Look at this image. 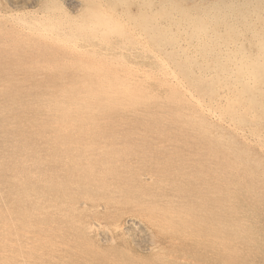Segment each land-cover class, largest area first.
Returning a JSON list of instances; mask_svg holds the SVG:
<instances>
[{"label":"rangeland","instance_id":"1","mask_svg":"<svg viewBox=\"0 0 264 264\" xmlns=\"http://www.w3.org/2000/svg\"><path fill=\"white\" fill-rule=\"evenodd\" d=\"M72 1L76 3V8H74L75 12L74 10H71V8H69V6L67 4H64L65 2H62L61 0H44V1L40 0V4L38 5L37 8H33V7L26 8L22 6L21 9L23 8L24 9L22 11L20 10L19 14L17 15L14 14L13 15L14 17L12 16L11 18H9V16L3 17L2 15H0L2 17V18L0 17V126L3 127V128L0 127V172H2L0 173V182H1L0 198L4 196L3 197L4 200L2 201H8L12 195L19 196L18 198L20 203L18 204V208L20 210L24 208V206L25 207L29 206L28 208H30V210L32 211L31 213L33 214L31 215V213L29 212L31 217H33L34 215L37 216L38 213L41 216L42 215L45 216V217L34 216L33 218L35 219L38 218V220H40V221L37 220L38 222L42 223V221L43 222L55 221L57 224H60L62 228H65L67 230L68 232L67 235H69L71 245H73L74 248L81 247L83 250L84 247L81 246L77 240H73L71 237H74L75 234H79V236L83 234L82 231L81 232H75V231H77V229H80V225L83 224L85 220L89 219V215L90 217L96 216L100 218L102 224L104 223L102 225L103 229L105 228L106 231L112 232L111 234L114 235V241L111 243L103 242L102 238H104L103 237L104 232L101 233L100 230L99 235L94 233L90 235V236L93 235L89 241L90 244L89 247L92 248L88 250L92 252H96V251L102 252L106 255L112 256L116 260L115 264H186L187 262L188 264H227V263L228 264H264V148L258 146V144L255 142V140H253L251 136L249 142L247 139L243 140V138L240 137L238 134H236L229 126V124H234V123L236 124L237 122H242L245 120L247 121L253 119L254 121H257L258 119L254 118L257 117V115L253 116V114L251 113L252 111L250 107L252 105L249 103L248 105H246V102L243 101V99L241 98L242 96H240V94L238 93L239 92L238 88L235 85H233V83L230 86V90L231 89L232 90L229 91L228 93H223L219 89H216V91H214L215 86H213V84L209 82V80H207V82L205 83H198V84L192 82L193 84L191 83L192 84L191 86L194 87L196 85L193 88V90L196 91V95L198 96L200 95L199 98L201 97L200 99H203L202 102L205 103L208 107H211L216 113H218L219 116H221L220 117L221 119L220 118L218 119L216 118L214 120L210 118L203 119V116L202 118H200L199 117L200 110L196 107L197 104L191 99L186 98V95L182 93L183 91H181V89L176 88L174 86H167V87L164 86L163 89L167 88L165 89V91L163 89H160V86H155V88L151 87L149 89L142 87L140 89H137V91H135L132 95L129 94V96L126 97H123V95L120 92L115 90L117 93H115L112 97H107L103 90L106 91V87L112 85L113 81H115V77H111V73H110V69L115 67L110 65V57L112 55L115 57L117 55L118 58L124 57L122 60L125 59L126 61L128 57V60H130V62L132 63L133 62L136 63V65H139L140 60H143L144 62L147 63L148 61L152 62L153 60L152 56L150 55L151 52H149L150 49L141 43L140 40L141 38L136 36L135 33H133L130 30L128 24L130 23L138 26V28L140 29L139 31L143 33V35L145 36H149L152 39L154 38V36L150 34L151 31L149 30L148 27L145 26V22L141 21V17L139 15L140 12L138 10V0H129V1L117 0V2L116 0H112V2L110 0L108 1L102 0L103 2L105 1V6H103L100 3V0H72ZM230 1L231 0L226 1V3ZM10 2L11 0H0V10L6 11L8 9H12ZM224 4L220 5V7H222L221 10L223 12L230 11L231 9L228 5L231 4L228 5L226 4L224 5ZM106 5H108V8ZM39 6L42 8L40 9ZM109 8L110 9L113 8V11L114 10L115 11L113 12L112 10H109ZM36 9L44 11L46 14L49 15L45 16V15L37 14ZM127 10H129L128 13ZM115 12L117 13V15ZM101 13L102 15H100ZM18 16L20 18H17ZM70 19L73 20L71 21ZM123 19H125V21ZM15 24H17L16 25L17 27L15 26ZM120 28L123 30V32ZM28 30H30L31 32ZM53 31L55 34L53 33ZM43 32H45L46 35ZM60 32H62V34ZM93 32H95L96 34H94ZM84 34L85 36L89 35L90 38L87 36L89 41L87 37L83 36ZM128 34L131 36H129ZM62 35H64V37ZM83 38L85 39L83 40ZM129 38L130 39L132 38L133 40L132 39L130 40ZM49 39H51L52 41ZM78 40H82V41H78ZM112 40H114L113 42L115 44L112 42ZM127 40H129L130 42ZM86 41L88 42V44H86L87 43ZM120 42L123 43L121 44ZM92 43L93 45L95 44L94 46L96 47H94ZM130 43H132V45ZM54 45L56 46V48ZM81 45L83 48L81 47ZM90 45H92V47ZM110 53L111 55L109 56L108 54ZM144 57H148V59ZM81 60H83V62ZM84 60L86 61L84 62ZM70 64L72 65V67H70L71 66ZM67 67L71 70H69ZM81 68H84L85 71L84 69ZM59 71L60 73H58ZM76 71L77 72L81 71L82 73L81 72L77 73ZM243 77L245 79L248 78L250 81L253 80V76L251 74L244 75ZM45 83L46 84L49 83V85H46ZM205 84L207 85V87L209 84L208 87L209 89L207 87L205 88L206 86ZM77 92L80 93L82 92L80 97L75 96ZM215 92H217V94L221 93L218 95L219 97L217 96V94H215ZM210 93L212 94L210 95ZM180 94H182L183 96ZM226 94L228 95L226 96ZM178 95L180 97H178ZM221 97L224 98H222L221 100ZM240 99L242 101H240ZM8 100L10 103L8 102ZM177 103L178 105H180V108L178 107V105H176ZM144 104L147 106H145ZM192 105L193 107H191ZM163 108L166 109L164 110ZM177 108H179V110L181 111H179ZM185 109L189 113L185 111ZM175 112L177 116L175 115ZM119 113L121 114L124 113V114L121 115ZM135 114L137 115L140 114L141 116L138 115L139 116L138 118V116ZM159 115L161 116L159 117ZM235 116L237 119L235 118ZM174 117L177 119V121ZM242 117L243 119H241ZM199 118L202 119V121H200ZM222 118H224V120ZM184 121L186 122L184 123ZM227 121L229 123H227ZM136 122L139 124H137ZM96 123H98L102 127ZM175 123H177V125ZM260 123L264 125V120ZM117 124H119L120 126ZM189 124L191 126H189ZM59 125H61L60 128L57 127ZM263 125H261V127L264 128ZM64 126L66 127V129L64 128ZM188 127L190 130H188ZM193 131L195 133H193ZM40 132H42V134ZM196 133L198 135H196ZM108 136H110V138ZM216 138L218 139L216 140ZM246 140L248 144L246 143ZM31 143L34 144L35 146L32 145ZM48 143L50 144L47 145ZM61 143H65V145ZM87 144L89 146L91 145L92 147L91 146L89 147ZM93 144L95 145V147H97V149L94 147L96 150H93L94 149ZM40 148L42 149L46 148L47 150L46 149L40 150ZM219 148L221 150H219ZM25 149L27 150V152ZM100 150L103 153L100 154L99 152ZM256 150L260 152H257ZM95 152H97V154ZM88 153L89 155L92 154L94 156L92 155L89 156L87 155ZM27 155L28 158H26ZM62 155L64 156V158ZM78 155L81 158L80 157L78 158ZM91 156L92 158H94L95 156L97 157H95L96 159L95 158L92 159L90 158ZM106 156L109 158H107ZM49 160H51L50 161L51 163L49 162ZM116 160H118V162ZM38 161L40 163L42 162L43 164L42 163L40 164ZM9 164H11V166ZM52 165L54 167H52ZM66 166L68 167L69 170L74 168L75 173L72 174V172H74L73 169L71 170L72 172L71 171L68 172L69 170L66 171L67 170ZM35 168L38 170L40 169V171H37ZM30 169L33 171H30ZM92 169H95V171ZM21 170L23 172H21ZM53 170L56 171L54 172ZM243 172L246 174H244ZM60 174L63 175L61 176ZM53 176H55V178ZM91 178H93V180ZM64 179L66 180L67 183L65 182ZM38 180L41 181L39 182ZM76 180L77 181L80 180V182L76 183ZM95 181H97L96 184ZM102 181L105 183L107 187L105 185L103 186L104 183H102ZM111 181L113 184L111 183ZM126 181H127V185H126ZM146 183L148 184V186ZM111 185L113 186L114 190L112 189ZM122 185L123 187H121ZM140 188L144 190H141ZM168 190L169 192H167ZM20 192H22L23 195ZM37 193H39V195ZM113 194L114 195L116 194L115 196L117 199L114 198L115 196ZM121 194H123V196ZM41 195H43V197ZM131 197L133 198V201L131 200L132 199ZM162 199H164V201ZM80 201L85 202V204H82L83 202L81 203ZM42 202L43 203L46 202L44 203V205H48V204L53 205L49 209L51 213L48 212L45 214L44 212H41L40 203ZM33 203H35V205ZM210 203H212V205ZM25 204H27L28 206ZM150 204H152V206ZM90 206H92V208ZM152 207L155 208L156 210L155 209L152 210L153 209ZM157 207L160 210H158ZM168 207L169 209L167 210ZM53 210L54 211L56 210V212H54ZM141 210L142 213L140 212ZM63 212L66 215H64ZM79 213L81 214L79 215ZM129 213L132 214L134 217L139 218L138 221L140 222L141 225V226L139 225L140 226L139 228H135L133 226L130 227V225L124 224L125 222L124 218ZM61 214L64 215V217ZM58 217L61 220H59ZM189 223L192 225H190ZM85 225L86 224H84V226ZM126 225L127 227L123 228ZM206 225L208 226V228ZM141 229L142 231L143 230L144 231L142 232ZM202 230L204 233L201 232ZM186 231L189 234H196L198 235V237L192 240L190 239V237L188 236L189 234ZM206 231H208V233ZM200 233H202V235ZM203 237L208 238L209 240L205 241ZM240 242L242 244H240ZM229 245L232 247H230ZM154 246H158V247L152 250L151 248ZM248 247L251 248V251ZM155 252H159V253H155ZM226 254L229 257L226 256ZM176 255L177 257H175ZM178 260L179 262H177Z\"/></svg>","mask_w":264,"mask_h":264},{"label":"bare ground","instance_id":"2","mask_svg":"<svg viewBox=\"0 0 264 264\" xmlns=\"http://www.w3.org/2000/svg\"><path fill=\"white\" fill-rule=\"evenodd\" d=\"M44 1V0H43ZM67 4L71 10L76 8V3L72 0H61ZM108 1V0H107ZM112 2V0H110ZM129 1V0H128ZM229 0H138V10L140 12L141 21L145 22V26L149 28L151 31L150 34L154 36V38H150L149 36L143 35L138 28V26L133 24H128L130 30L135 33L136 36L141 38V43L147 46L151 52L152 62L148 61L144 62L140 60L139 65L136 63L130 62L127 57V61L123 58H118L117 55L110 57V65L115 66L110 69L111 77H115V81H113L112 85L106 87V91H104L107 97H112L116 91L120 92L123 97L129 96V94H133L137 89L140 88H151L155 86H160V89H163L164 86H174L176 88L181 89L186 95V98L191 99L197 105L196 107L200 110L199 117L203 119L210 118L212 120L218 119V113H216L211 107H208L205 103L202 102L203 99H200L198 95H196V91L193 88L196 86H191L194 83H205L207 80L215 86V90L219 89L223 93H228L230 90V86L233 83L238 88V93L246 105L251 104V113L257 115L254 117L258 119L257 121L245 120L242 122H237L236 124H229L231 129L238 134L240 137L247 139L248 142L251 139L250 136L255 140L258 146L264 148V128L261 127L260 122L264 120V0H231L233 2H228ZM9 2V1H8ZM7 2V3H8ZM78 2V1H76ZM117 2V0H116ZM126 2V1H125ZM223 2V3H222ZM6 3V2H5ZM44 3V2H42ZM100 3L105 6V1L100 0ZM231 4L228 5L230 7V11L223 12L221 10L222 7L220 5L223 4ZM9 4V3H8ZM12 9H8L6 11L0 10V15L3 17L9 16L11 18L14 14H19L20 10L22 11L23 7H33L37 8L40 4V0H11L10 2ZM74 4V5H73ZM122 4V3H121ZM131 4V3H130ZM224 4V5H225ZM7 5V4H6ZM92 5V4H91ZM110 5V4H108ZM108 5L107 8H108ZM118 5V3H117ZM10 6V5H8ZM67 6V7H68ZM93 6V5H92ZM112 6V5H111ZM120 6V5H119ZM40 7V6H39ZM79 7V6H78ZM123 7V5H122ZM241 7V8H239ZM42 7H40L41 9ZM52 8V7H51ZM68 8V9H69ZM95 8V6H94ZM114 8V7H113ZM113 8L109 10L113 11ZM116 8V6H115ZM2 9V8H1ZM54 9V8H53ZM128 9V8H127ZM228 9V8H227ZM26 10V9H25ZM28 10V9H27ZM33 10V9H32ZM117 10V9H116ZM130 10V9H129ZM127 10V13L129 12ZM134 10V9H133ZM36 9L37 14L48 16L44 11ZM86 11V10H85ZM115 11V10H114ZM113 11V12H114ZM28 12V11H26ZM40 12V13H39ZM49 12V11H48ZM51 12V11H50ZM59 12V11H58ZM75 12V10H74ZM103 12V11H102ZM117 12V11H116ZM115 12V13H116ZM125 12V11H124ZM131 12V11H130ZM230 12V13H228ZM44 13V14H42ZM95 13V12H94ZM31 14V13H30ZM61 14V13H60ZM72 14V13H70ZM81 14V13H80ZM91 14V13H90ZM89 14V15H90ZM24 15V13H23ZM27 15V14H25ZM32 15V14H31ZM39 15V16H40ZM51 15V14H50ZM64 15V14H63ZM77 15V14H76ZM92 15V14H91ZM102 15V13L100 14ZM106 15V14H105ZM104 15V16H105ZM117 15V13H116ZM123 15V14H122ZM130 15V14H129ZM53 16V15H52ZM68 16V15H66ZM73 16V15H72ZM109 16V15H108ZM127 16V15H126ZM1 17V16H0ZM14 17V16H13ZM33 17V16H32ZM41 17V16H40ZM44 17V16H43ZM56 17V16H55ZM61 17V16H60ZM79 17V16H78ZM83 17V16H82ZM88 17V15H87ZM116 17V16H115ZM118 17V16H117ZM132 17V16H131ZM134 17V15H133ZM132 17V18H133ZM2 18V17H1ZM17 18H20L19 16ZM37 18V17H36ZM71 18V17H70ZM106 18V17H104ZM123 18V17H122ZM120 18V19H122ZM6 19V18H5ZM16 19V18H15ZM22 19V17H21ZM29 19V18H27ZM38 19V18H37ZM58 19V18H57ZM64 19V18H63ZM93 19V18H92ZM119 19V18H118ZM2 20V19H1ZM12 20V19H11ZM41 20V19H40ZM59 20V19H58ZM56 20V21H58ZM71 20V19H70ZM73 20V19H72ZM71 20V21H72ZM77 20V19H76ZM91 20V19H90ZM95 20V19H94ZM99 20V19H98ZM125 21V19H123ZM64 21V20H61ZM92 21V20H91ZM2 22V21H1ZM9 22V21H8ZM31 22V20H30ZM29 22V23H30ZM35 22V21H34ZM70 22V21H69ZM105 22V21H104ZM11 23V22H10ZM9 23V24H10ZM33 23V22H32ZM31 23V24H32ZM52 23V22H51ZM101 23V22H100ZM125 23V22H124ZM133 23V22H132ZM7 24V23H6ZM50 24V23H49ZM53 24V23H52ZM68 24V23H67ZM71 24V23H70ZM75 24V23H74ZM80 24V23H79ZM126 24V23H125ZM8 25V24H7ZM11 25V24H10ZM17 24H15L16 26ZM29 25V24H28ZM35 25V24H33ZM32 25V26H33ZM48 25V24H47ZM58 25V24H57ZM62 25V24H61ZM85 25V24H84ZM118 25V23H117ZM6 26V25H5ZM9 26V25H8ZM14 26V27H15ZM38 26V25H37ZM60 26V25H59ZM63 26V25H62ZM61 26V27H62ZM75 26V25H74ZM107 26V25H106ZM17 27V26H16ZM104 27V26H103ZM120 27V26H119ZM118 27V28H119ZM122 27V26H121ZM145 27V29H146ZM6 28V27H5ZM9 28V27H8ZM12 28V27H11ZM19 28V27H18ZM27 28V27H26ZM63 28V27H62ZM72 28V27H71ZM99 28V27H98ZM108 28V27H107ZM117 28V26H116ZM21 29V28H20ZM24 29V28H23ZM28 29V28H27ZM70 29V28H69ZM67 29V30H69ZM86 29V28H85ZM96 29V28H95ZM94 29V30H95ZM121 29V28H120ZM11 30V29H10ZM13 30V29H12ZM33 30V29H32ZM66 30V31H67ZM122 30V29H121ZM125 30V29H124ZM14 31V30H13ZM30 31V30H28ZM40 31V30H39ZM97 31V30H96ZM126 31V30H125ZM24 32V31H23ZM31 32V31H30ZM35 32V31H34ZM38 32V31H37ZM72 32V30H71ZM79 32V31H78ZM91 32V31H90ZM113 32V30H112ZM123 32V30H122ZM121 32V33H122ZM13 33V32H12ZM18 33V32H17ZM22 33V32H21ZM29 33V32H28ZM45 34V32H43ZM47 33V32H46ZM54 33V31H53ZM62 34V32H60ZM59 33V34H60ZM75 33V32H73ZM77 33V30H76ZM96 34L95 32H93ZM100 33V32H99ZM111 33V32H110ZM120 33V32H119ZM129 33V32H128ZM5 34V33H4ZM40 34V33H39ZM55 34V33H54ZM71 34V33H70ZM92 34V35H94ZM15 35V34H14ZM19 35V34H18ZM33 35V34H32ZM36 35V34H35ZM42 35V34H41ZM46 35V34H45ZM68 35V34H67ZM72 35V34H71ZM70 35V36H71ZM80 35V34H79ZM91 35V36H92ZM124 35V34H123ZM129 35V34H128ZM134 35V36H135ZM5 36V35H4ZM10 36V35H9ZM27 36V35H26ZM43 36V35H42ZM51 36V35H50ZM64 37V35H62ZM84 37H89V35ZM111 36V35H110ZM120 36V35H119ZM131 36V35H129ZM128 36V37H129ZM29 37V36H28ZM33 37V36H32ZM40 37V36H39ZM60 37V36H58ZM74 37V36H73ZM78 37V35H77ZM76 37V38H77ZM87 37V39H88ZM101 37V36H99ZM126 37V36H125ZM46 38V37H45ZM52 38V37H51ZM71 38V37H70ZM90 38V37H89ZM96 38V37H95ZM104 38V37H103ZM114 38V37H113ZM122 38V37H121ZM12 39V38H11ZM59 39V38H58ZM62 39V38H61ZM60 39V40H61ZM64 39V38H63ZM66 39V37H65ZM85 38H83L84 40ZM92 39V38H91ZM94 39V38H93ZM107 39V38H106ZM130 39V38H129ZM132 39V38H131ZM130 39V40H131ZM40 40V39H38ZM51 40V39H49ZM54 40V39H53ZM95 40V39H94ZM101 40V39H100ZM111 40V38H110ZM115 40V39H114ZM112 40V42L114 41ZM133 40V39H132ZM37 41V40H36ZM52 41V40H51ZM67 41V40H66ZM74 41V39H73ZM72 41V42H73ZM82 41V40H78ZM89 41V39H88ZM108 41V40H107ZM129 41V40H127ZM70 42V41H69ZM77 42V41H76ZM87 42V41H86ZM85 42V43H86ZM130 42V41H129ZM134 42V41H133ZM67 43V42H66ZM90 43V42H89ZM101 43V42H100ZM114 43V42H113ZM121 43V42H120ZM119 43V44H120ZM123 43V42H122ZM121 43V44H122ZM64 44V43H63ZM62 44V45H63ZM72 44V43H71ZM88 44V42L86 43ZM98 44V43H97ZM105 44V43H104ZM115 44V43H114ZM120 44V45H121ZM128 44V43H127ZM132 45V43H130ZM135 44V43H134ZM140 44V43H139ZM52 45V44H51ZM76 45V44H75ZM79 45V44H78ZM93 45V43H92ZM92 45H90L92 47ZM95 45V44H94ZM93 45V46H94ZM100 45V44H99ZM111 45V44H110ZM118 45V44H117ZM55 46V45H54ZM61 46V45H59ZM107 46V45H106ZM138 46V45H137ZM82 47V45H81ZM96 47V46H94ZM108 47V46H107ZM113 47V46H112ZM56 48V46H55ZM58 48V47H57ZM78 48V47H77ZM80 48V47H79ZM83 48V47H82ZM98 48V47H97ZM100 48V47H99ZM103 48V47H102ZM137 48V47H136ZM142 48V47H141ZM39 49V48H38ZM66 49V48H65ZM107 49V48H106ZM105 49V50H106ZM110 49V48H109ZM117 49V48H116ZM130 49V48H129ZM135 49V48H134ZM64 50V49H63ZM72 50V49H71ZM75 50V49H74ZM90 50V49H87ZM93 50V49H91ZM104 50V49H103ZM113 50V49H112ZM139 50V49H138ZM86 51V49H85ZM119 51V50H118ZM125 51V50H124ZM132 51V50H131ZM61 52V51H60ZM66 52V51H65ZM69 52V51H68ZM108 52V51H106ZM123 52V51H121ZM129 52V51H128ZM135 52V51H134ZM147 52V50H146ZM32 53V52H31ZM56 53V52H55ZM70 53V52H69ZM86 53V52H85ZM132 53V52H130ZM140 53V52H139ZM101 54V53H100ZM113 54V53H112ZM119 54V53H118ZM138 54V53H137ZM147 54V53H146ZM38 55V54H37ZM66 55V54H65ZM72 55V54H71ZM86 55V54H84ZM97 55V54H96ZM109 56L111 55L108 54ZM107 55V56H108ZM130 55V54H129ZM139 55V54H138ZM58 56V55H57ZM62 56V55H61ZM103 56V55H102ZM106 56V55H105ZM127 56V55H125ZM134 56V55H133ZM141 56V55H140ZM148 56V55H146ZM73 57V56H72ZM98 57V56H97ZM136 57V56H135ZM134 57V58H135ZM139 57V56H138ZM137 57V58H138ZM142 57V56H141ZM49 58V57H48ZM64 58V57H63ZM80 58V56H79ZM147 58L148 57H144ZM61 59V58H60ZM65 59V58H64ZM74 59V58H73ZM105 59V57H104ZM65 61V60H64ZM72 61V60H71ZM78 61V60H77ZM83 62V60H81ZM86 60H84L85 62ZM135 61V60H134ZM76 62V61H75ZM103 62V61H101ZM38 63V62H37ZM81 63V62H80ZM98 63V62H97ZM39 64V63H38ZM53 64V63H52ZM51 64V65H52ZM50 65V64H49ZM62 65V64H61ZM71 65V64H70ZM98 66V65H95ZM108 66V65H107ZM30 67V66H29ZM53 67V66H51ZM57 67V66H56ZM61 67V66H60ZM72 67V65L70 66ZM76 67V66H75ZM40 68V67H39ZM42 68V67H41ZM50 68V67H48ZM55 68V67H54ZM53 68V69H54ZM68 68V67H67ZM69 69V68H68ZM77 69V68H76ZM79 69V68H78ZM84 69V68H81ZM39 70V69H38ZM44 70V69H43ZM62 70V69H61ZM71 70V69H69ZM50 71V70H48ZM63 71V70H62ZM68 71V70H67ZM73 71V69H72ZM79 71V70H77ZM76 71V72H77ZM85 71V69H84ZM83 71V72H84ZM45 72V71H44ZM66 72V71H65ZM81 72V71H80ZM77 72V73H80ZM89 72V70H88ZM96 72V71H95ZM53 73V72H52ZM60 73V71L58 72ZM71 73V72H70ZM82 73V72H81ZM44 74V73H43ZM75 74V73H74ZM84 74V73H83ZM106 74V73H105ZM251 74L253 76V80L250 81L248 78L245 79L243 76ZM48 75V74H47ZM60 75V74H59ZM65 75V74H64ZM63 75V76H64ZM72 76V75H71ZM80 76V75H79ZM249 76V75H248ZM50 77V76H49ZM74 77V75H73ZM52 78V77H51ZM70 78V77H69ZM68 78V79H69ZM104 78V77H103ZM108 78V77H107ZM50 79V78H49ZM105 79V78H104ZM66 80V79H65ZM45 81V80H44ZM55 81V80H54ZM85 81V80H83ZM191 81V82H190ZM70 82V81H69ZM80 82V81H79ZM190 82V85H189ZM47 83V82H46ZM45 83V84H46ZM52 83V82H51ZM192 83V84H191ZM44 84V83H43ZM42 84V85H43ZM39 85V84H38ZM46 85H49L46 84ZM206 85V84H205ZM40 86V85H39ZM52 86V85H51ZM64 86V85H63ZM207 85L205 86V88ZM209 87V84H208ZM207 87V88H208ZM235 87V88H236ZM46 88V87H45ZM222 88V89H220ZM167 89V88H165ZM165 89H163L165 91ZM172 89V88H171ZM209 89V88H208ZM35 90V89H34ZM116 90V91H115ZM175 90V89H174ZM34 92V91H33ZM218 92V91H217ZM215 92V94H217ZM25 93V92H24ZM30 93V92H29ZM82 93V92H81ZM80 92L76 93V97L81 96ZM150 93V92H149ZM180 93V92H177ZM222 93V94H223ZM23 94V93H22ZM21 94V95H22ZM36 94V93H35ZM79 94V95H78ZM212 93H210L211 95ZM221 94L218 93L217 96ZM16 95V94H15ZM34 95V94H31ZM43 95V94H42ZM182 95V94H180ZM209 95V94H208ZM214 95V94H213ZM228 94H226L227 96ZM24 96V95H23ZM83 96V95H82ZM104 96V97H106ZM183 96V95H182ZM222 96V95H221ZM232 96V95H231ZM238 96V94H237ZM239 96V97H240ZM22 97V96H21ZM20 97V98H21ZM32 97V96H31ZM178 97H180L178 95ZM205 97V96H204ZM219 97V96H218ZM225 97V96H224ZM221 97V100L222 98ZM233 97V96H232ZM23 98V97H22ZM28 98V96H27ZM210 98V97H209ZM229 98V97H228ZM10 99V98H9ZM90 99V98H89ZM214 99V98H213ZM20 100V99H19ZM28 100V99H27ZM35 100V99H34ZM151 100V99H150ZM162 100V99H161ZM173 100V99H171ZM211 100V99H210ZM226 100V99H225ZM33 101V100H32ZM183 101V100H182ZM187 101V100H186ZM229 101V100H228ZM239 101V100H238ZM240 101H242L240 99ZM9 102V100H8ZM53 102V101H52ZM154 102V101H153ZM157 102V101H155ZM177 102V101H176ZM185 102V100H184ZM10 103V102H9ZM37 103V102H36ZM163 103V101H162ZM161 103V104H162ZM174 103V101H173ZM189 103V102H188ZM243 103V102H242ZM6 104V103H4ZM139 104V103H138ZM153 104V103H152ZM156 104V103H155ZM170 104V103H169ZM217 104V103H216ZM228 104V103H227ZM12 105V104H11ZM142 105V104H141ZM145 105V104H144ZM165 105V103H164ZM172 105V104H171ZM175 105V104H174ZM178 105V103L176 104ZM182 105V104H181ZM224 105V104H223ZM231 105V104H230ZM147 106V105H145ZM186 106V105H185ZM184 106V107H185ZM239 106V104H238ZM244 106V105H243ZM6 107V106H5ZM161 107V106H160ZM169 107V106H168ZM177 107V106H176ZM180 108V105H178ZM189 107V106H188ZM193 107V105L191 106ZM195 107V106H194ZM138 108V107H137ZM148 108V107H147ZM145 108V109H147ZM153 108V107H152ZM159 108V107H158ZM179 108H177L179 110ZM241 108V107H240ZM239 108V109H240ZM105 109V108H104ZM136 109V108H135ZM141 109V107H140ZM143 109V108H142ZM150 109V108H149ZM148 109V110H149ZM164 109V108H163ZM162 109V110H163ZM166 109V108H165ZM164 109V110H165ZM168 109V108H167ZM174 109V106H173ZM184 109V108H183ZM188 109V108H187ZM194 109V108H193ZM217 109V108H216ZM247 109V106H246ZM249 109V108H248ZM14 110V109H13ZM117 110V109H116ZM151 110V109H150ZM177 110V111H178ZM224 110V109H223ZM236 110V109H235ZM118 111V110H117ZM125 111V110H124ZM134 111V110H133ZM172 111V109H171ZM181 111V110H179ZM184 111V110H183ZM182 111V112H183ZM185 111H187L185 109ZM240 111V110H239ZM249 111V110H248ZM129 112V111H128ZM137 112V111H135ZM158 112V111H157ZM174 112V111H173ZM188 112V111H187ZM195 112V111H193ZM228 112V111H227ZM233 112V111H231ZM244 112V111H243ZM132 113V112H131ZM144 113V112H143ZM148 113V112H147ZM166 113V112H165ZM181 113V112H180ZM189 113V112H188ZM105 114V113H104ZM118 114V112H117ZM121 114V113H119ZM124 114V113H123ZM121 114V115H123ZM128 114V113H127ZM154 114V112H153ZM158 114V113H157ZM156 114V115H157ZM160 114V112H159ZM162 114V113H161ZM167 114V113H166ZM170 114V113H169ZM184 114V113H183ZM218 114V115H217ZM225 114V113H223ZM248 114V113H247ZM251 114V115H252ZM3 115V114H2ZM5 115V114H4ZM112 115V114H111ZM137 115V114H135ZM140 115V114H138ZM137 115V116H138ZM142 115V113H141ZM140 115V116H141ZM174 115V114H173ZM176 115V112H175ZM174 115V116H175ZM186 115V114H185ZM192 115V114H191ZM229 115V114H228ZM243 115V114H242ZM24 116V115H23ZM43 116V115H42ZM109 116V115H107ZM116 116V115H114ZM145 116V115H144ZM161 115H159L160 117ZM170 116V115H169ZM168 116V117H169ZM177 116V115H176ZM182 116V115H181ZM224 116V115H223ZM227 116V115H226ZM247 116V115H245ZM104 117V116H103ZM111 117V116H110ZM123 117V116H122ZM149 117V116H148ZM152 117V116H151ZM102 118V117H101ZM125 118V117H124ZM134 118V117H133ZM132 118V119H133ZM139 118V116H138ZM146 118V117H145ZM158 118V116H157ZM163 118V117H162ZM172 118V117H171ZM175 118V117H174ZM178 118V117H177ZM180 118V117H179ZM186 118V116H185ZM199 118V119H200ZM230 118V117H229ZM234 118V117H233ZM236 118V116H235ZM3 119V118H2ZM32 119V118H31ZM97 119V118H96ZM122 119V118H121ZM137 119V118H136ZM156 119V117H155ZM176 119V118H175ZM181 119V118H180ZM194 119V118H193ZM197 119V118H196ZM221 119V118H220ZM224 120V118H222ZM228 119V118H227ZM237 119V118H236ZM243 119V117L241 118ZM15 120V118H14ZM145 120V119H144ZM143 120V121H144ZM169 120V119H167ZM179 120V119H178ZM189 120V119H188ZM211 120V121H212ZM235 120V119H233ZM239 120V119H238ZM108 121V120H107ZM114 121V120H113ZM117 121V120H116ZM115 121V122H116ZM128 121V118H127ZM133 121V120H132ZM173 121V120H172ZM177 121V119H176ZM190 121V120H189ZM202 121V119H200ZM206 121V120H205ZM222 121V120H220ZM241 121V120H240ZM260 121V122H259ZM7 122V121H6ZM97 122V121H96ZM101 122V121H100ZM103 122V121H102ZM105 122V121H104ZM111 122V121H110ZM126 122V121H125ZM171 122V121H169ZM179 122V121H178ZM186 121H184L185 123ZM194 122V121H193ZM196 122V121H195ZM198 122V121H197ZM219 122V121H218ZM58 123V122H57ZM88 123V122H87ZM94 123V122H93ZM134 123V122H133ZM137 123V122H136ZM166 123V122H165ZM183 123V124H184ZM222 123V122H221ZM227 123H229L227 121ZM241 123V124H240ZM8 124V123H7ZM15 124V123H14ZM19 124V123H18ZM30 124V123H29ZM59 124V123H58ZM98 124V123H96ZM102 124V123H101ZM114 124V123H113ZM122 124V123H121ZM139 124V123H137ZM177 125V123H175ZM207 124V123H206ZM3 125V124H2ZM88 125V124H87ZM94 125V124H93ZM99 125V124H98ZM115 125V124H114ZM119 125V124H117ZM128 125V124H127ZM170 125V124H169ZM188 125V124H187ZM204 125V124H203ZM211 125V124H209ZM219 125V124H218ZM227 125V124H226ZM101 126V125H99ZM108 126V125H107ZM116 126V125H115ZM114 126V127H115ZM120 126V125H119ZM138 126V125H137ZM142 126V125H141ZM189 126H191L189 124ZM221 126V125H220ZM219 126V127H220ZM228 126V125H227ZM264 126V125H263ZM2 127V126H0ZM58 128L61 125L57 126ZM89 127V126H88ZM98 127V126H97ZM102 127V126H101ZM100 127V128H101ZM104 127V126H103ZM112 127V126H111ZM122 127V126H121ZM120 127V128H121ZM194 127V126H193ZM192 127V128H193ZM197 127V126H196ZM223 127V126H222ZM3 128V127H2ZM21 128V127H20ZM66 129V127L64 126ZM85 128V127H84ZM87 128V127H86ZM195 128V127H194ZM193 128V129H194ZM200 128V126H199ZM206 128V127H204ZM211 128V127H209ZM116 129V128H114ZM119 129V128H117ZM123 129V128H122ZM121 129V130H122ZM202 129V128H201ZM200 129V130H201ZM221 129V128H220ZM228 129V128H227ZM7 130V129H6ZM9 130V129H8ZM125 130V129H124ZM188 130L189 127H188ZM218 130V129H217ZM19 131V130H18ZM25 131V130H24ZM36 131V130H35ZM83 131V130H82ZM85 131V130H84ZM89 131V130H88ZM179 131V130H178ZM181 131V130H180ZM203 131V130H202ZM209 131V130H208ZM9 132V131H8ZM14 132V131H13ZM99 132V130H98ZM200 132V131H199ZM212 132V131H211ZM215 132V131H214ZM218 132V131H217ZM10 133V132H9ZM29 133V132H27ZM37 133V132H36ZM42 134V132H40ZM87 133V132H86ZM91 133V132H90ZM105 133V132H104ZM112 133V132H111ZM110 133V134H111ZM193 133H195L193 131ZM13 134V133H12ZM34 134V133H33ZM38 134V133H37ZM100 134V133H99ZM192 134V133H191ZM201 134V133H200ZM226 134V133H225ZM223 134V135H225ZM19 135V134H18ZM89 135V134H88ZM98 135V134H97ZM96 135V136H97ZM106 135V134H105ZM196 135H198L196 133ZM205 135V134H204ZM211 135V134H210ZM235 135V134H234ZM93 136V135H92ZM91 136V137H92ZM201 136V135H200ZM33 137V136H32ZM45 137V136H43ZM88 137V136H87ZM110 138V136H108ZM213 137V136H212ZM223 137V136H222ZM237 137V136H236ZM28 138V137H26ZM31 138V137H30ZM83 138V137H82ZM81 138V139H82ZM197 138V137H196ZM199 138V137H198ZM228 138V136H227ZM233 138V136H232ZM35 139V138H33ZM32 139V140H33ZM56 139V138H55ZM88 139V138H87ZM97 139V138H96ZM95 139V140H96ZM113 139V138H112ZM218 138H216L217 140ZM221 139V138H220ZM37 140V139H36ZM35 140V141H36ZM66 140V139H65ZM68 140V139H67ZM80 140V139H78ZM85 140V139H83ZM94 140V139H93ZM207 140V139H206ZM246 140V143H247ZM25 141V140H24ZM64 141V140H62ZM72 141V140H71ZM88 141V140H87ZM99 141V139H98ZM239 141V140H238ZM241 141V139H240ZM239 141V142H240ZM38 142V141H37ZM53 142V141H51ZM73 142V141H72ZM89 142V141H88ZM91 142V141H90ZM219 142V141H218ZM28 143V142H27ZM42 143V142H40ZM75 143V142H74ZM85 143V142H84ZM225 143V142H224ZM234 143V140H233ZM19 144V143H18ZM29 144V143H28ZM27 144V145H28ZM32 144V143H31ZM39 144V143H38ZM37 144V145H38ZM48 143L47 145H49ZM56 144V143H55ZM64 144L65 143H61ZM89 144V143H88ZM87 144V145H88ZM105 144V143H104ZM218 144V143H217ZM240 144V143H239ZM243 144V143H242ZM248 144V143H247ZM246 144V145H247ZM34 145V144H32ZM52 145V144H51ZM50 145V146H51ZM94 145V144H93ZM98 145V144H97ZM158 145V144H157ZM161 145V144H160ZM220 145V144H219ZM227 145V144H226ZM234 145V144H233ZM241 145V144H240ZM245 145V146H246ZM35 146V145H34ZM85 146V145H84ZM89 146V145H88ZM87 146V148H88ZM91 146V145H90ZM89 146V147H90ZM108 146V145H106ZM218 146V145H217ZM232 146V145H231ZM242 146V145H241ZM43 147V146H42ZM45 147V145H44ZM53 147V146H52ZM56 147V146H55ZM76 147V146H75ZM92 147V146H91ZM95 145L93 146V148ZM99 147V146H98ZM220 147V146H219ZM230 147V146H229ZM228 147V148H229ZM237 147V146H236ZM39 148V147H38ZM69 148V147H68ZM97 149V147H95ZM93 150H96V149ZM42 148H40L41 150ZM46 149V148H43ZM42 149V150H43ZM49 149V148H48ZM53 149V148H52ZM55 149V148H54ZM59 149V148H58ZM67 149V148H66ZM223 149V148H222ZM26 150V149H25ZM47 150V149H46ZM45 150V151H46ZM60 150V149H59ZM82 150V149H81ZM86 150V149H85ZM150 150V149H149ZM219 150H221L219 148ZM243 150V149H241ZM34 151V150H33ZM50 151V150H49ZM54 151V150H52ZM78 151V150H77ZM91 151V150H90ZM133 151V150H132ZM257 151V150H256ZM20 152V151H19ZM27 152V150H26ZM32 152V151H31ZM100 154L103 153L101 150ZM231 152V151H229ZM260 152V151H257ZM30 153V152H29ZM55 153V152H54ZM67 153V152H65ZM82 153V152H81ZM93 153V152H92ZM97 154V152H95ZM220 153V152H219ZM225 153V152H224ZM18 154V153H17ZM23 154V153H22ZM26 154V153H25ZM24 154V155H25ZM46 154V152H45ZM69 154V152H68ZM84 154V153H83ZM86 154V153H85ZM110 154V153H109ZM223 154V153H221ZM23 155V157H24ZM36 155V154H34ZM89 155V153L87 154ZM92 155V154H90ZM89 155V156H90ZM112 155V154H111ZM32 156V154H31ZM38 156V154H37ZM45 156V155H44ZM55 156V155H53ZM63 156V155H62ZM67 156V155H66ZM75 156V155H72ZM94 156V155H92ZM92 156L90 158H92ZM100 156V155H99ZM98 156V157H99ZM115 156V155H114ZM226 156V155H225ZM232 156V155H231ZM41 157V156H40ZM48 157V156H47ZM50 157V155H49ZM48 157V158H49ZM60 157V156H59ZM80 156L78 155V158ZM84 157V156H83ZM97 157V156H95ZM94 157V158H95ZM107 157V156H106ZM151 157V156H150ZM16 158V157H15ZM28 158V155L26 156ZM58 158V157H57ZM61 158V157H60ZM64 158V156H63ZM73 158V157H72ZM71 158V159H72ZM81 158V157H80ZM92 158V159H94ZM103 158V156H102ZM109 158V157H107ZM111 158V157H110ZM229 158V157H228ZM237 158V157H236ZM18 159V158H17ZM31 159V158H30ZM54 159V158H52ZM96 159V158H95ZM113 159V158H112ZM244 159V158H243ZM19 160V159H18ZM26 160V159H25ZM42 160V159H41ZM47 160V159H46ZM69 160V157H68ZM84 160V159H83ZM88 160V159H87ZM16 161V160H15ZM33 161V160H31ZM51 160H49L50 162ZM61 161V160H60ZM64 161V160H63ZM77 161V160H76ZM90 161V160H89ZM105 161V160H104ZM118 162V160H116ZM230 161V160H229ZM247 161V160H246ZM39 162V161H38ZM67 162V161H66ZM65 162V163H66ZM73 162V161H72ZM88 162V161H87ZM103 162V161H100ZM99 162V163H100ZM165 162V161H164ZM245 162V160H244ZM36 163V162H35ZM40 163V162H39ZM42 163V162H41ZM40 163V164H41ZM51 163V162H50ZM49 163V164H50ZM56 163V162H54ZM97 163V164H99ZM235 163V161H234ZM13 164V163H12ZM43 164V163H42ZM78 164V163H77ZM96 164V162H95ZM11 166V164H9ZM18 165V164H17ZM55 165V164H53ZM52 165V167H54ZM59 165V164H58ZM101 165V164H100ZM232 165V163H231ZM240 165V164H239ZM246 165V164H245ZM95 166V165H94ZM111 166V165H110ZM120 166V165H119ZM5 167V166H4ZM45 167V166H44ZM59 167V166H58ZM65 167V166H64ZM67 167V166H66ZM81 167V166H80ZM98 167V166H97ZM96 167V168H97ZM103 167V166H102ZM114 167V166H113ZM121 167V166H120ZM235 167V166H234ZM243 167V165H242ZM13 168V167H11ZM18 168V167H17ZM28 168V167H27ZM70 168V167H69ZM86 168V167H85ZM92 168V167H91ZM115 168V167H114ZM174 168V167H173ZM250 168V167H249ZM9 169V168H8ZM22 169V168H21ZM25 169V168H23ZM36 169V168H35ZM51 169V168H50ZM54 169V168H53ZM56 169V168H55ZM60 169V168H59ZM63 169V168H61ZM71 169V168H70ZM74 170V168H72ZM71 169V170H72ZM81 169V168H80ZM87 169V168H86ZM99 169V168H98ZM116 169V168H115ZM122 169V168H121ZM14 170V169H13ZM28 170V169H27ZM40 171V169H36ZM68 167L67 170L68 171ZM69 170L68 172H70ZM77 170V169H76ZM79 170V167H78ZM90 170V169H89ZM95 171V169H92ZM104 170V168H103ZM236 170V168H235ZM30 171H33L30 169ZM29 171V172H30ZM35 171V170H34ZM49 171V170H48ZM52 171V170H50ZM54 172L56 170H53ZM101 171V170H100ZM12 172V171H11ZM21 172H23L21 170ZM27 172V173H29ZM42 172V171H41ZM62 172V171H60ZM72 172V171H71ZM109 172V171H108ZM107 172V173H108ZM114 172V171H113ZM150 172V170H149ZM175 172V171H174ZM249 172V171H248ZM2 173V172H0ZM26 173V172H25ZM75 173L72 172V174ZM86 173V172H85ZM111 173V172H110ZM116 173V172H115ZM244 173V172H243ZM24 174V173H23ZM44 174V173H43ZM51 174V173H50ZM65 174V173H64ZM98 174V173H97ZM112 174V173H111ZM246 174V173H244ZM250 174V173H249ZM30 175V174H29ZM58 175V174H57ZM61 175V174H60ZM63 175V174H62ZM61 175V176H62ZM82 175V174H81ZM109 175V174H108ZM117 175V174H116ZM145 175V174H144ZM238 175V174H237ZM15 176V175H13ZM71 176V175H70ZM75 176V175H74ZM86 176V175H85ZM88 176V175H87ZM92 176V175H91ZM103 176V175H102ZM101 176V177H102ZM110 176V175H109ZM108 176V177H109ZM115 176V175H114ZM122 176V175H121ZM178 176V175H177ZM190 176V175H189ZM232 176V175H231ZM21 177V176H20ZM26 177V176H25ZM36 177V176H35ZM41 177V176H40ZM48 177V176H47ZM55 178V176H53ZM65 177V176H64ZM69 177V176H68ZM82 177V176H81ZM99 177V176H98ZM104 177V176H103ZM106 177V176H105ZM107 177V178H108ZM134 177V176H133ZM153 177V176H152ZM2 178V177H1ZM23 178V177H22ZM44 178V177H43ZM77 178V176H76ZM79 178V177H78ZM84 178V177H83ZM89 178V177H87ZM106 178V179H107ZM112 178V177H111ZM119 178V177H118ZM124 178V177H123ZM7 179V178H6ZM10 179V178H9ZM25 179V178H24ZM35 179V178H34ZM38 179V178H37ZM46 179V178H45ZM50 179V178H49ZM85 179V178H84ZM93 180V178H91ZM99 179V178H98ZM109 179V178H108ZM117 179V178H116ZM122 179V178H120ZM137 179V177H136ZM148 179V178H147ZM2 180V179H1ZM11 180V179H10ZM16 180V179H15ZM65 180V179H64ZM69 180V179H68ZM88 180V179H87ZM95 180V178H94ZM104 180V179H103ZM143 180V179H142ZM149 180V179H148ZM160 180V178H159ZM183 180V179H182ZM187 180V179H186ZM14 181V180H13ZM39 181V180H38ZM41 181V180H40ZM39 181V182H40ZM51 181V180H50ZM53 181V180H52ZM59 181V180H58ZM71 181V180H70ZM69 181V182H70ZM101 181V180H100ZM108 181V180H107ZM123 181V180H122ZM133 181V180H132ZM146 181V180H145ZM151 181V180H150ZM233 181V180H232ZM4 182V181H3ZM7 182V181H6ZM20 182V179H19ZM62 182V181H60ZM64 182V181H63ZM66 182V180H65ZM80 182L76 180V183ZM88 182V181H87ZM90 182V181H89ZM125 182V181H124ZM135 182V181H134ZM159 182V181H158ZM179 182V181H178ZM1 183V182H0ZM46 183V182H45ZM48 183V182H47ZM50 183V182H49ZM53 183V182H52ZM67 183V182H66ZM97 181H95V184ZM102 183H104L102 181ZM101 183V184H102ZM107 183V182H106ZM109 183V182H108ZM112 183V181H111ZM141 183V182H140ZM143 183V181H142ZM148 183V182H147ZM146 183V184H147ZM152 183V182H151ZM165 183V182H164ZM11 184V183H10ZM15 184V182H14ZM27 184V183H26ZM33 184V183H31ZM51 184V183H50ZM71 184V183H70ZM113 184V183H112ZM121 184V183H119ZM123 184V183H122ZM132 184V182H131ZM171 184V183H170ZM174 184V183H173ZM178 184V183H177ZM7 185V184H6ZM29 185V184H28ZM60 185V184H59ZM65 185V184H64ZM76 185V184H75ZM105 183L103 184V186ZM127 185V181H126ZM40 186V185H39ZM50 186V185H49ZM63 186V185H62ZM66 186V185H65ZM70 186V185H69ZM68 186V187H69ZM101 186V185H100ZM106 186V185H105ZM112 186V185H111ZM120 186V185H119ZM130 186V185H128ZM141 186V185H140ZM145 186V185H144ZM148 186V184H147ZM156 186V185H155ZM166 186V185H165ZM173 186V185H172ZM15 187V186H14ZM23 187V186H22ZM47 187V186H46ZM93 187V185H92ZM99 187V185H98ZM107 187V186H106ZM110 187V186H109ZM123 187V185L121 186ZM132 187V186H131ZM159 187V186H158ZM175 187V186H174ZM10 188V187H9ZM103 188V187H102ZM162 188V187H161ZM3 189V188H2ZM5 189V188H4ZM27 189V187H26ZM89 189V188H88ZM91 189V188H90ZM113 189V186H112ZM122 189V188H121ZM137 189V188H136ZM141 189V188H140ZM139 189V190H140ZM170 189V188H169ZM174 189V188H173ZM1 190V189H0ZM8 190V189H7ZM15 190V189H14ZM70 190V189H69ZM75 190V189H73ZM100 190V188H99ZM114 190V189H113ZM130 190V189H129ZM144 190V189H141ZM28 191V190H27ZM31 191V190H30ZM29 191V192H30ZM104 191V190H103ZM102 191V192H103ZM106 191V189H105ZM121 191V190H120ZM136 191V190H135ZM138 191V190H137ZM162 191V190H161ZM171 191V190H170ZM11 192V191H10ZM46 192V191H45ZM66 192V191H65ZM109 192V191H108ZM123 192V191H122ZM145 192V191H144ZM169 192V190L167 191ZM177 192V191H176ZM213 192V191H212ZM248 192V191H247ZM4 193V192H3ZM14 193V192H12ZM22 194V192H20ZM35 193V192H34ZM40 193V192H39ZM39 193H37L39 195ZM64 193V192H63ZM74 193V192H73ZM105 193V192H104ZM124 193V192H123ZM133 193V192H132ZM135 193V192H134ZM139 193V192H138ZM156 193V192H155ZM166 193V192H165ZM205 193V192H204ZM11 194V193H10ZM18 194V193H17ZM26 194V193H25ZM107 194V193H106ZM105 194V195H106ZM109 194V193H108ZM250 194V193H249ZM23 195V194H22ZM30 195V194H29ZM54 195V194H53ZM56 195V194H55ZM70 195V194H69ZM112 195V194H111ZM114 195V194H113ZM116 195V194H115ZM114 195V196H115ZM120 195V194H119ZM123 196V194H121ZM132 195V194H131ZM137 195V194H136ZM146 195V194H144ZM233 195V194H232ZM43 197V195H41ZM48 196V195H47ZM99 196V195H98ZM118 196V195H117ZM134 196V194H133ZM143 196V195H142ZM161 196V195H160ZM165 196V195H164ZM171 196V195H170ZM4 197V196H3ZM3 197L0 198V264H115V259L106 255L102 252H92L88 249L89 241L92 238L91 234H100L104 232L103 242L111 243L114 241V235H112L111 231H106L103 229V224L101 219L92 216L89 219L85 220L83 224L80 225V229H77L75 232H83L81 236L79 234H75L74 237H71L73 240H77L81 246L84 247V250L81 247H75L71 245V241L69 239V235H67V230L62 228L60 224H57L55 221L43 222L40 223L38 218L35 219L30 216L29 212L32 211L27 204L28 207L22 208L21 210L18 208L19 196L12 195L8 201L4 200ZM30 197V196H29ZM34 197V196H33ZM45 197V196H44ZM94 197V196H93ZM110 197V196H109ZM113 197V196H112ZM129 197V196H128ZM138 197V196H136ZM26 198V197H25ZM24 198V199H25ZM32 198V197H31ZM60 198V197H59ZM71 198V197H69ZM116 198V196L114 197ZM126 198V197H125ZM130 198V197H129ZM132 198V197H131ZM141 198V197H140ZM157 198V196H156ZM160 198V197H159ZM162 198V197H161ZM171 198V197H170ZM177 198V197H176ZM7 199V198H6ZM29 199V198H28ZM27 199V200H28ZM65 199V198H64ZM86 199V198H85ZM117 199V198H116ZM138 199V198H137ZM144 199V198H143ZM142 199V200H143ZM151 199V198H150ZM167 199V198H166ZM178 199V198H177ZM220 199V197H219ZM218 199V200H219ZM223 199V198H222ZM54 200V199H53ZM56 200V198H55ZM114 200V199H113ZM126 200V199H125ZM128 200V199H127ZM133 201V198L131 199ZM160 200V199H157ZM164 201V199H162ZM179 200V199H178ZM32 201V199H31ZM52 201V200H51ZM50 201V202H51ZM71 201V200H70ZM102 201V200H101ZM135 201V200H134ZM214 201V200H213ZM233 201V200H232ZM25 202V201H24ZM47 202V201H46ZM44 202V203H46ZM66 202V200H65ZM73 202V201H72ZM76 202V201H75ZM81 202V201H80ZM83 202V201H82ZM81 202V203H82ZM139 202V201H138ZM152 202V201H149ZM154 202V201H153ZM156 202V201H155ZM171 202V201H170ZM178 202V201H177ZM180 202V201H179ZM227 202V201H226ZM238 202V201H237ZM22 203V202H21ZM27 203V201H26ZM44 203H40L41 212L45 214L50 212V208L53 206L52 204L44 205ZM80 203V204H81ZM159 203V202H158ZM166 203V202H165ZM163 203V204H165ZM174 203V202H173ZM198 203V202H197ZM200 203V202H199ZM23 204V203H22ZM31 204V202H30ZM35 205V203H33ZM63 204V203H62ZM71 204V203H70ZM79 204V203H78ZM82 204H85L83 202ZM115 204V203H114ZM141 204V203H140ZM146 204V203H145ZM148 204V203H147ZM212 205V203H210ZM228 204V203H227ZM235 204V203H234ZM21 205V204H20ZM24 205V204H23ZM94 205V204H93ZM101 205V204H100ZM130 205V203H129ZM135 205V204H134ZM139 205V204H138ZM152 206V204H150ZM158 205V204H157ZM167 205V204H165ZM173 205V204H171ZM170 205V206H171ZM182 205V204H181ZM230 205V204H229ZM232 205V204H231ZM68 206V205H67ZM75 206V205H74ZM150 206V207H151ZM154 206V205H153ZM237 206V205H236ZM22 207V206H21ZM20 207V208H21ZM70 207V206H69ZM92 208V206H90ZM95 207V206H94ZM93 207V208H94ZM206 207V206H205ZM81 208V207H80ZM98 208V207H96ZM100 208V207H99ZM149 208V206H148ZM153 208V207H152ZM158 208V207H157ZM161 208V207H160ZM164 208V207H162ZM198 208V207H196ZM34 209V208H33ZM36 209V208H35ZM38 209V208H37ZM54 209V208H53ZM60 209V208H59ZM58 209V210H59ZM84 209V208H82ZM81 209V211H82ZM89 209V208H88ZM153 208L152 210H154ZM169 207L167 208V210ZM228 209V208H227ZM40 210V209H39ZM57 210V211H58ZM64 210V209H63ZM71 210V209H70ZM144 210V209H142ZM142 210L140 211L142 213ZM156 210V209H155ZM158 210H160L158 208ZM165 210V209H164ZM208 210V209H207ZM52 211V210H51ZM54 211V210H53ZM62 211V210H61ZM60 211V212H61ZM65 211V210H64ZM68 211V210H67ZM162 211V210H161ZM216 211V210H215ZM40 212V211H39ZM56 212V210L54 211ZM80 212V211H79ZM108 212V211H107ZM139 212V211H138ZM145 212V211H144ZM164 212V211H163ZM176 212V211H175ZM178 212V211H177ZM199 212V211H198ZM38 213V211H37ZM51 213V212H50ZM72 213V212H71ZM182 213V212H181ZM242 213V211H241ZM35 214V213H34ZM64 214V212H63ZM81 213H79L80 215ZM138 214V213H137ZM159 214V213H158ZM173 214V213H172ZM184 214V213H183ZM188 214V212H187ZM190 214V213H189ZM195 214V213H193ZM31 215H33L31 213ZM51 215V214H50ZM62 215V214H61ZM66 215V214H64ZM64 215H62L64 217ZM84 215V214H83ZM86 215V214H85ZM180 215V214H179ZM186 215V214H185ZM184 215V216H185ZM225 215V214H224ZM37 216H41L39 213ZM36 216V217H37ZM44 216V215H42ZM41 216V217H42ZM99 216V215H98ZM121 216V215H120ZM160 216V215H159ZM167 216V215H166ZM172 216V215H171ZM215 216V215H213ZM234 216V215H233ZM40 217V218H41ZM45 217V216H44ZM51 217V216H50ZM75 217V216H74ZM73 217V218H74ZM147 217V216H146ZM153 217V216H152ZM187 217V216H186ZM185 217V219H186ZM192 217V216H191ZM210 217V216H209ZM57 218V217H56ZM61 218V216H60ZM76 218V217H75ZM119 218V217H118ZM142 218V216H141ZM172 218V217H171ZM176 218V217H175ZM190 218V217H189ZM198 218V217H197ZM211 218V217H210ZM220 218V217H219ZM241 218V217H240ZM42 219V218H41ZM47 219V218H46ZM49 219V217H48ZM59 219V217H58ZM124 224L130 225L139 228L140 222L139 218L134 217L132 214H128L125 218ZM167 219V217H166ZM165 219V221H166ZM212 219V218H211ZM38 220V221H37ZM45 220V219H44ZM52 220V219H50ZM61 220V219H59ZM169 220V219H168ZM173 220V219H172ZM190 220V219H189ZM199 220V219H198ZM209 220V218H208ZM68 221V220H67ZM163 221V220H162ZM188 221V220H187ZM205 221V220H204ZM213 221V220H212ZM76 222V220H75ZM79 222V221H78ZM152 222V221H151ZM156 222V221H155ZM161 222V221H160ZM169 222V221H168ZM179 222V221H178ZM143 223V222H141ZM159 223V222H157ZM194 223V222H193ZM84 224H86L84 226ZM107 224V223H106ZM182 224V223H181ZM186 224V223H185ZM190 224V223H189ZM195 224V223H194ZM198 224V223H197ZM66 225V224H65ZM118 225V224H117ZM127 225L123 228H126ZM140 225V226H139ZM152 225V224H151ZM161 225V224H160ZM172 225V223H171ZM175 225V224H174ZM173 225V226H174ZM192 225V224H190ZM231 225V224H230ZM111 226V223H110ZM169 226V225H167ZM176 226V225H175ZM185 226V225H184ZM194 226V225H193ZM207 226V225H206ZM244 226V225H243ZM109 227V226H108ZM129 227V228H130ZM148 227V226H147ZM162 227V226H161ZM165 227V226H163ZM178 227V226H177ZM180 227V226H179ZM198 227V226H197ZM212 227V226H211ZM217 227V226H216ZM186 228V227H185ZM199 228V227H198ZM201 228V227H200ZM205 228V226H204ZM208 228V226H207ZM229 228V227H228ZM132 229V228H131ZM150 229V228H149ZM168 229V228H166ZM170 229V227H169ZM192 229V228H191ZM189 229V230H191ZM147 230V229H146ZM204 230V229H203ZM203 230L201 232H203ZM211 230V229H210ZM235 230V229H234ZM127 231V230H125ZM129 231V230H128ZM138 231V230H137ZM142 231V229H141ZM140 231V232H141ZM144 231V230H143ZM142 231V232H143ZM162 231V230H160ZM164 231V230H163ZM195 231V230H194ZM222 231V230H221ZM187 232V231H186ZM185 232V233H186ZM200 232V231H199ZM208 233V231H206ZM244 232V231H243ZM246 232V231H245ZM74 233V232H73ZM72 233V234H73ZM188 233V232H187ZM204 233V232H203ZM210 233V232H209ZM219 233V232H218ZM141 234V233H140ZM139 234V235H140ZM189 234V233H188ZM202 235V233H200ZM211 234V233H210ZM235 234V233H234ZM233 234V236H234ZM243 234V233H242ZM204 235V234H203ZM126 236V235H125ZM190 239L194 240L198 235L189 234ZM222 236V234H221ZM220 236V237H221ZM139 237V236H138ZM143 237V236H142ZM141 237V238H142ZM200 237V235H199ZM204 238V237H203ZM212 238V237H211ZM228 238V237H227ZM235 238V237H233ZM100 239V238H99ZM105 239V240H104ZM135 239V238H134ZM223 239V238H222ZM253 239V238H252ZM171 240V239H170ZM173 240V239H172ZM198 240V239H197ZM205 241H208V238H204ZM225 240V239H224ZM230 240V239H229ZM183 241V240H182ZM232 241V239H231ZM96 242V241H95ZM102 242V243H103ZM99 243V242H98ZM218 243V242H217ZM221 243V241H220ZM234 243V242H232ZM173 244V243H172ZM240 244H242L240 242ZM221 245V244H219ZM71 246V248H70ZM230 246V245H229ZM235 246V245H234ZM250 246V245H249ZM142 247V246H141ZM158 246H154L151 249L154 250ZM197 247V246H196ZM208 247V246H207ZM232 247V246H230ZM244 247V246H243ZM162 248V247H161ZM164 248V247H163ZM200 248V247H199ZM221 248V247H220ZM227 248V247H226ZM225 248V249H226ZM235 248V247H234ZM249 248V247H248ZM148 249V247H147ZM223 249V248H222ZM236 249V248H235ZM242 249V248H241ZM251 251V248H249ZM253 249V248H252ZM255 249V248H254ZM146 250V249H145ZM144 250V251H145ZM160 250V249H159ZM229 250V249H228ZM157 251V250H156ZM255 251V250H254ZM223 252V251H222ZM246 252V251H245ZM244 252V253H245ZM256 252V251H255ZM261 252V251H260ZM159 253V252H155ZM161 253V252H160ZM166 253V252H165ZM204 253V252H203ZM225 253V252H224ZM236 253V252H235ZM239 253V251H238ZM257 253V252H256ZM262 253V252H261ZM163 254V252H162ZM168 254V253H167ZM243 254V253H242ZM240 254V255H242ZM248 254V253H247ZM153 255V254H152ZM157 255V254H156ZM179 255V254H178ZM183 255V254H182ZM253 255V254H252ZM159 256V255H158ZM180 256V255H179ZM226 256H228L226 254ZM225 256V257H226ZM170 257V256H169ZM172 257V256H171ZM177 257V255L175 256ZM185 257V256H184ZM183 257V258H184ZM223 257V256H222ZM229 257V256H228ZM248 257V256H247ZM255 257V256H254ZM253 257V258H254ZM166 258V257H165ZM168 258V257H167ZM187 258V257H186ZM227 258V257H226ZM185 259V258H184ZM188 259V258H187ZM195 259V258H194ZM230 259V258H228ZM245 259V258H244ZM249 259V258H248ZM119 260V259H118ZM225 260V259H223ZM162 261V260H161ZM227 261V259H226ZM179 262V260L177 261ZM201 262V261H200ZM232 262V261H231ZM129 263V262H128ZM184 263V262H183ZM190 263V262H189ZM193 263V262H192ZM220 263V262H219ZM235 263V262H234ZM240 263V262H239ZM188 264V262L186 263ZM228 264V263H227Z\"/></svg>","mask_w":264,"mask_h":264}]
</instances>
